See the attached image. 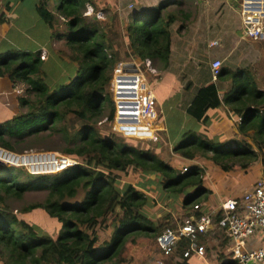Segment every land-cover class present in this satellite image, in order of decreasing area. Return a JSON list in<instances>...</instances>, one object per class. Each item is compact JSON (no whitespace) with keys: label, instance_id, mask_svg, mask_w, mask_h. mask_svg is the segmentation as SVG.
Wrapping results in <instances>:
<instances>
[{"label":"trees","instance_id":"1","mask_svg":"<svg viewBox=\"0 0 264 264\" xmlns=\"http://www.w3.org/2000/svg\"><path fill=\"white\" fill-rule=\"evenodd\" d=\"M87 3L97 10L95 0H34L51 38L61 37L66 45L67 59L53 57V47L48 59L41 58L39 50L9 49L0 54V75L25 84L18 97L23 111L1 123L0 146L17 152L56 149L79 161L45 174L0 166V264H120L126 247L141 240L155 242L164 228H175L182 221H171L168 212L159 220L149 214L146 207L152 205L153 196L179 201L184 218L197 217L201 210L193 205L202 208L209 202L212 190L204 185L203 169L197 164L178 169L147 149L96 130L101 118L111 122L117 112L107 87L114 64L121 60L104 25L84 15ZM176 12L163 3L128 12L122 28L124 60L143 64L149 58L152 65L166 67ZM59 23L67 30L58 33ZM219 71L217 77L228 81L224 92L220 95L215 82H208L197 90L186 111L202 122L206 132L210 112L226 106L228 116L237 120L236 135L214 140L190 128L172 150L188 160L208 159L222 171L264 165V88L248 69ZM72 116L83 122L76 129L70 123ZM54 133L62 141L59 149L35 145ZM28 189L42 190L43 199L18 212L9 211L6 196L19 197ZM219 216L218 210L214 223ZM40 218L50 223L51 231L37 224ZM100 229L108 236L100 235ZM219 229L216 225L199 234L205 256L215 247L209 249L204 239L215 231L222 233ZM187 245L181 237L167 255H177V264H203L192 254L182 256ZM217 252V260L224 257Z\"/></svg>","mask_w":264,"mask_h":264},{"label":"crops","instance_id":"2","mask_svg":"<svg viewBox=\"0 0 264 264\" xmlns=\"http://www.w3.org/2000/svg\"><path fill=\"white\" fill-rule=\"evenodd\" d=\"M97 2V0H95ZM113 3L114 0H108ZM117 4L126 8L125 4H133L135 7L130 10H136L142 7H154L160 3L167 5L168 8L177 5V16L173 23L170 25L171 42H170V55L166 67L161 68L158 65H152L155 68L153 80H148V74L145 73L146 82L150 87L153 94V105L155 108L154 114L148 119H138L135 115L127 114L128 116L118 115L116 120V129H122V123L127 126L125 132H130L129 136L142 137L150 142H157L162 139L164 149L174 144L171 135L165 134L170 131L168 117L174 119L177 115L187 114V108L197 90L208 82H215L217 85V76L213 77L208 60L210 58L218 59L220 61L228 57V53L224 51L225 35L222 38L218 37L215 43L209 46V42L214 37L219 36L216 33L201 35L199 27L203 21L208 22L211 15L219 11V16L216 21L220 22L221 13L228 8L230 11H235L238 15L239 1L232 3L234 0H116ZM145 2L143 5H136L137 3ZM98 3V2H97ZM187 12L188 16H182ZM205 18V19H204ZM239 18V16H238ZM223 19V16H222ZM192 21V23H190ZM195 24V28H191ZM223 28L225 24L222 25ZM182 27L180 30L178 28ZM220 29V28H219ZM231 29L238 36V39H245L240 30V23H236ZM219 31V30H218ZM55 36L51 38L50 31L48 32L45 24L38 16L34 0H0V54L7 52L9 49L19 50H39L51 52L54 43L51 44ZM237 40V39H236ZM130 61H134L130 58ZM136 72H141L144 68L142 64L134 61ZM200 62V64H199ZM205 63L203 69L201 64ZM208 63V64H207ZM229 68V67H228ZM237 68V67H236ZM234 69V68H229ZM218 86V85H217ZM225 87H222L223 91ZM25 84L21 82H11L5 75H0V126L3 121L10 118L12 115L23 111L19 107L18 97L24 94ZM220 94V90H219ZM171 111V113H170ZM229 115V109L226 106H219L217 109L210 112L208 119L207 130L208 133H218V138H231L236 135V119H232ZM135 117L136 119H130ZM204 125L198 127V132L201 136H205L203 131ZM127 130H129L127 132ZM125 135V133H124ZM126 135L124 138H130ZM132 139V138H130ZM167 140V141H165ZM175 140V139H174ZM170 149V148H169ZM163 150V151H165ZM158 153V152H155ZM210 163V162H209ZM211 164V163H210ZM213 165V164H212ZM252 168V169H251ZM247 170H229L224 171L223 178L215 177V183L208 186L212 192L208 204L204 209L214 212L217 210L218 203L231 196L240 195L242 191L248 189L256 178L261 175L264 177L263 164L253 165ZM216 171L214 175L222 173L219 167L213 166ZM219 171V172H218ZM220 175V174H219ZM238 187V188H237ZM222 238L217 239V249L223 252L224 257L219 261L214 253L213 264H237L230 254L229 244L223 230ZM214 237V236H213ZM223 241L222 245L218 243ZM264 242V235L257 232L246 243L245 247L254 248L260 246ZM223 246V247H222ZM215 247V246H214ZM215 249V248H214ZM214 251V250H212ZM165 256V255H164ZM205 256V255H204ZM211 256V257H212ZM203 264H212L209 257H204V260L197 259Z\"/></svg>","mask_w":264,"mask_h":264},{"label":"rangeland","instance_id":"3","mask_svg":"<svg viewBox=\"0 0 264 264\" xmlns=\"http://www.w3.org/2000/svg\"><path fill=\"white\" fill-rule=\"evenodd\" d=\"M194 1V0H192ZM239 0H234L232 3H235ZM99 5L97 6V10H88L89 12L85 11L84 13H87V16L89 20L91 21H98L101 22V24L104 25L105 31L107 33L108 38L115 43V46H118L119 49V58L121 61H117L113 66V71H115L116 66L120 62H125V43L122 39V28L123 25L127 21V13L130 12L131 8L135 7V5L131 4H125L126 8H123L117 4V1L114 0L113 3L109 2L108 0H97ZM146 4L145 2L137 3L136 5H143ZM170 7V9H176L177 5ZM86 8V7H85ZM177 13V12H176ZM219 16V11L213 13L211 15V19L206 22L203 21L201 26L199 27V32L203 36L205 34H213L216 33L217 35L211 40L208 44L209 46L213 45L215 43V40L218 37L222 38V34L225 35V43H224V51L228 53V57L224 60L220 59V65L219 67H226V68H245L248 69L253 73V75L256 77V80L260 87L264 88V38L263 39H251V38H245V39H238V36L235 35V32L231 29L236 23L238 24L239 18L235 11H230L228 8L227 10L222 11L220 17V22L216 21V17ZM223 16V19H222ZM205 19V18H204ZM121 21H124L121 23ZM192 23V21L190 22ZM223 24H225V27L223 28ZM195 24H192V29L195 28ZM182 27L178 28L179 30ZM220 28V29H219ZM58 33L64 32L67 30V27L64 23H59L57 25ZM219 30V31H218ZM222 33V34H221ZM214 35V34H213ZM237 39V40H236ZM54 43V50L56 49V53L53 57L56 55L61 56L64 59H67L68 57V49L66 45L62 42L61 37H55L54 40H52L51 44ZM49 58L46 51H41V58ZM47 58V59H48ZM133 59V58H132ZM135 61V59H133ZM213 59L210 58L208 62H211ZM200 64V62H199ZM208 64V63H207ZM205 63L201 64V68L203 69ZM210 67V64H209ZM219 68V69H220ZM228 68V69H229ZM112 71V74H113ZM220 72V71H219ZM154 73L148 74V80L152 82L151 79L154 77ZM217 85L220 90V95L222 94V87L226 86L228 81L217 79ZM107 90L109 94L111 95L112 100L114 101L115 110H116V95L113 93L112 90H110L109 85L107 87ZM114 98V99H113ZM171 113V111H170ZM118 112L115 113L114 118L111 122L105 121V117L101 118L96 124V130L98 133L101 134H112L116 137V139L126 142L128 144L147 149L151 153H155L157 156L165 160L166 162H169L173 164L176 168L180 169L182 166H186L189 164H197L200 168L203 169V177H204V185H210V182L215 183L214 178L220 177L223 178L224 171L219 172L218 175H214L216 171L213 169L212 164H210L208 159H205L203 157L195 158V159H185L180 157L177 153L173 152L172 145L168 146V148L165 150L164 145L162 143V139H159L157 142H150L149 140L142 137V134H138V136H132L130 137L128 133L125 132L127 126L125 124H121L123 128L116 129ZM130 119H136L135 117ZM169 121V129L170 131L166 132L165 134H169L172 137V140L174 143L181 140V133L184 130L193 128L197 129L199 126H201V122H198L188 114L185 115H177V117L174 119L173 117H168ZM70 123L74 129L78 128L83 122L72 116L70 119ZM72 127L69 128V132H73ZM124 133L127 137L130 138H124ZM199 133V132H198ZM205 136L208 138H212L216 140L218 138V133H208V130L205 132ZM175 139V140H174ZM219 139V138H218ZM224 139V138H223ZM167 141V140H165ZM62 141L60 140V137L57 133L52 134L47 139L42 140L41 142L35 143L37 147H44V144H47L48 146L55 147L59 149L61 147ZM170 148V149H169ZM26 150H32V151H55L60 154H66L65 152L61 150L56 149H44V148H32V149H24ZM165 150V151H163ZM17 151V150H16ZM6 167V166H4ZM8 169H10V166ZM252 169V168H251ZM242 170V169H240ZM229 171V170H228ZM58 172V171H57ZM227 172V171H226ZM56 173V172H51ZM45 174V173H42ZM220 174V175H219ZM2 177V171H0V178ZM238 188V187H237ZM212 189V188H211ZM44 197V192L39 189H28L24 192H22L19 197H13V196H6V200L4 201V205L9 211L12 212H18L22 207L29 203L41 201ZM146 211L149 214H152L155 219H162L163 215L168 212L171 221H180L184 218V212L181 209V205L179 201H167V200H160L153 196V203L151 206L146 207ZM37 224L40 225L44 230L51 231V225L45 218H40V220H37ZM99 234L103 237H107L108 234L104 232L103 229L98 230ZM214 236V237H213ZM223 236L222 233L214 232L213 234H209L206 236V239H204L206 245L209 247V249L212 248V246H215V249L213 248L211 252H217L222 251L217 249V239H221ZM101 239V238H100ZM222 241V240H221ZM219 242V245H222L223 242ZM202 245L203 243L200 242ZM223 247V246H222ZM209 254V260H212L211 263L214 261V253ZM218 253V252H217ZM219 254V253H218ZM205 255V254H204ZM124 261L120 264H177L179 258L177 255H170V256H164L161 251L159 250V247L157 245V242H145V241H137L133 245H129L125 248L123 254H122ZM212 256V257H211ZM206 257V256H205ZM220 259V258H219ZM218 259V260H219ZM213 264V263H212ZM219 264V263H216Z\"/></svg>","mask_w":264,"mask_h":264},{"label":"built area","instance_id":"4","mask_svg":"<svg viewBox=\"0 0 264 264\" xmlns=\"http://www.w3.org/2000/svg\"><path fill=\"white\" fill-rule=\"evenodd\" d=\"M89 9H91L89 7ZM238 16L241 34L244 38H264V0H239ZM134 61L120 62L109 82V88L116 95L118 115H135L138 119H148L154 114L153 94L146 82L145 73H154L149 58L143 61V70L139 73L130 66ZM220 61L210 62L212 76L219 73ZM144 71V72H143ZM79 163L75 158L55 151L17 152L0 146V165L24 168L31 174H42L60 171ZM184 168L181 169V171ZM201 210L197 217L184 218L175 228L166 227L156 237L162 254H170L181 237L186 238L188 245L182 256L192 254L204 260V248L198 236L218 226L226 235L230 254L237 264H264V242L254 248L245 247V243L257 232L264 235V177L256 178L253 184L240 195L221 200L214 212L193 205ZM220 211L217 223L214 215Z\"/></svg>","mask_w":264,"mask_h":264},{"label":"clouds","instance_id":"5","mask_svg":"<svg viewBox=\"0 0 264 264\" xmlns=\"http://www.w3.org/2000/svg\"><path fill=\"white\" fill-rule=\"evenodd\" d=\"M89 7L91 8L90 10H92V11H93V8H92V6H91L90 4H88V3L86 4L85 11L89 12V11H88V10H89ZM85 11H84V12H85ZM84 15H86V16H87V13H86V14L84 13ZM161 253H162V252H161ZM163 255H164V254H163ZM165 256H168V255H165Z\"/></svg>","mask_w":264,"mask_h":264},{"label":"water","instance_id":"6","mask_svg":"<svg viewBox=\"0 0 264 264\" xmlns=\"http://www.w3.org/2000/svg\"><path fill=\"white\" fill-rule=\"evenodd\" d=\"M0 166H5V165H0Z\"/></svg>","mask_w":264,"mask_h":264}]
</instances>
